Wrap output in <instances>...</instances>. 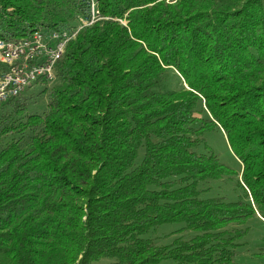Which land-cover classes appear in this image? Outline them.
Segmentation results:
<instances>
[{"label":"trees","instance_id":"16d2710c","mask_svg":"<svg viewBox=\"0 0 264 264\" xmlns=\"http://www.w3.org/2000/svg\"><path fill=\"white\" fill-rule=\"evenodd\" d=\"M80 25L45 111L0 103V264H237L264 223V0H0L3 39ZM171 223L190 236H148Z\"/></svg>","mask_w":264,"mask_h":264},{"label":"built area","instance_id":"2783aa9c","mask_svg":"<svg viewBox=\"0 0 264 264\" xmlns=\"http://www.w3.org/2000/svg\"><path fill=\"white\" fill-rule=\"evenodd\" d=\"M83 21V24H90ZM82 25L74 29L34 31L18 40L1 38L0 42V103L23 93L34 83L47 84L55 79L52 55L61 44L75 38Z\"/></svg>","mask_w":264,"mask_h":264},{"label":"rangeland","instance_id":"374dc122","mask_svg":"<svg viewBox=\"0 0 264 264\" xmlns=\"http://www.w3.org/2000/svg\"><path fill=\"white\" fill-rule=\"evenodd\" d=\"M172 85L175 86L176 82L173 81ZM43 87L41 83H34L23 92L22 96L26 99L27 111L29 113H42L46 110L48 97L46 93L42 91ZM206 142L222 162L236 171L241 172L242 165L232 154L222 130L208 132L206 134ZM199 150L206 152L207 149L203 146ZM201 187L210 188L209 191L206 192L207 196H223L227 200H235L241 194V190L237 188L235 182L229 179L219 182H208L202 184ZM250 225L251 229L245 236L246 244L238 250L236 262L237 264H264V257L256 255L260 249L264 247V223L262 220H254ZM177 227L178 224L176 223L163 224L151 231L148 236L152 237L158 244H168L173 238L178 236H183L185 238L190 236L188 232L176 234L174 231ZM103 262L106 263L107 261ZM159 264L175 263L171 260H163Z\"/></svg>","mask_w":264,"mask_h":264},{"label":"bare ground","instance_id":"6f19581e","mask_svg":"<svg viewBox=\"0 0 264 264\" xmlns=\"http://www.w3.org/2000/svg\"><path fill=\"white\" fill-rule=\"evenodd\" d=\"M0 42H1V38H0ZM66 46H67V44H61V46H60V51H58V54H56V55H52V62H53V63H52V71L55 70V69H53L54 64H55V62L60 58V56H62L63 51L65 50Z\"/></svg>","mask_w":264,"mask_h":264}]
</instances>
